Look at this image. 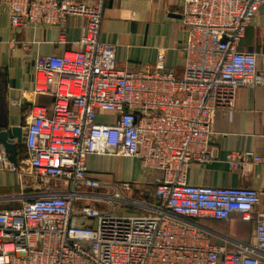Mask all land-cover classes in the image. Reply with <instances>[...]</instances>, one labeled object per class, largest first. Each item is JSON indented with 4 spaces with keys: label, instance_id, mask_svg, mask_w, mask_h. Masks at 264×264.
<instances>
[{
    "label": "built area",
    "instance_id": "2783aa9c",
    "mask_svg": "<svg viewBox=\"0 0 264 264\" xmlns=\"http://www.w3.org/2000/svg\"><path fill=\"white\" fill-rule=\"evenodd\" d=\"M11 27L58 26L84 20L79 50L39 56L34 105L26 126L27 157L12 163L0 150V172L19 177L22 193L0 205V264H264L261 192L189 183L193 163L209 164L214 114L235 106L242 87L264 86L254 53L239 50L264 0H180L186 38L184 74L117 66L116 47L101 41L104 0H6ZM116 116L100 124L98 114ZM92 155L138 160L152 178L155 202L133 198V183L89 175ZM237 169L260 164L232 153ZM137 208L143 213H125ZM238 215L255 222L253 243H211L203 220Z\"/></svg>",
    "mask_w": 264,
    "mask_h": 264
},
{
    "label": "crops",
    "instance_id": "0c3cea01",
    "mask_svg": "<svg viewBox=\"0 0 264 264\" xmlns=\"http://www.w3.org/2000/svg\"><path fill=\"white\" fill-rule=\"evenodd\" d=\"M92 5L95 0H75ZM101 41L116 47L120 69L151 70L160 54L178 77L184 74L182 48L186 29L182 23L180 0H104ZM83 18H70L63 36L58 26L26 30L11 27L6 0H0V135L11 128H23L30 122L34 105L51 109L53 98L35 93V62L39 56L60 55L79 50ZM239 50L254 53L264 72V4L247 28ZM100 124H113L116 116L98 114ZM211 149L214 160L209 164L193 163L188 181L199 186L250 188L261 192L255 216L264 213V86L242 87L235 106L214 114ZM23 142L17 143L14 155L0 142V150L14 164L27 157ZM252 153L260 164L237 169L228 161L232 153ZM13 156L14 160L11 159ZM89 175L105 183H133V192L145 201L155 202L152 178L142 171L138 160L118 156L92 155L87 160ZM22 193L17 175L0 172V205ZM132 193V192H131ZM129 193L131 196L132 194ZM17 204V203H14ZM137 213L134 210L125 213ZM203 229L212 244L233 246L235 242L253 243L255 222H244L238 215L228 221L203 220Z\"/></svg>",
    "mask_w": 264,
    "mask_h": 264
},
{
    "label": "water",
    "instance_id": "95a60500",
    "mask_svg": "<svg viewBox=\"0 0 264 264\" xmlns=\"http://www.w3.org/2000/svg\"><path fill=\"white\" fill-rule=\"evenodd\" d=\"M24 137H26V133L25 134L23 133L22 127L11 128L7 130L5 133H2L0 135V142L3 144V146L5 147L8 153H11L12 155H14L16 151V146L11 141L13 139H16L17 143H21L23 142ZM11 159L14 160L13 156Z\"/></svg>",
    "mask_w": 264,
    "mask_h": 264
},
{
    "label": "rangeland",
    "instance_id": "374dc122",
    "mask_svg": "<svg viewBox=\"0 0 264 264\" xmlns=\"http://www.w3.org/2000/svg\"><path fill=\"white\" fill-rule=\"evenodd\" d=\"M131 194H132V197H133V198H136V197H137V196H135V195H136V193H135V192H132ZM129 210H134V211H136L137 213H138V212H139V213H143V212H142V210H140V209H137V208H136V209H135V208H133V209H129Z\"/></svg>",
    "mask_w": 264,
    "mask_h": 264
},
{
    "label": "trees",
    "instance_id": "16d2710c",
    "mask_svg": "<svg viewBox=\"0 0 264 264\" xmlns=\"http://www.w3.org/2000/svg\"><path fill=\"white\" fill-rule=\"evenodd\" d=\"M17 206H19L18 203H17V204L9 203V204H7L6 208H15V207H17Z\"/></svg>",
    "mask_w": 264,
    "mask_h": 264
}]
</instances>
